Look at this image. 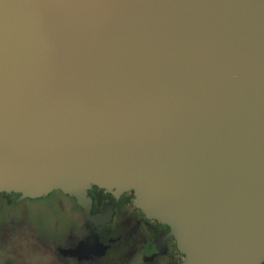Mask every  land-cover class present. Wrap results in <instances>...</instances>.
<instances>
[{
  "label": "water",
  "instance_id": "water-1",
  "mask_svg": "<svg viewBox=\"0 0 264 264\" xmlns=\"http://www.w3.org/2000/svg\"><path fill=\"white\" fill-rule=\"evenodd\" d=\"M101 188L264 264V0H0V195Z\"/></svg>",
  "mask_w": 264,
  "mask_h": 264
},
{
  "label": "flooded vegetation",
  "instance_id": "flooded-vegetation-1",
  "mask_svg": "<svg viewBox=\"0 0 264 264\" xmlns=\"http://www.w3.org/2000/svg\"><path fill=\"white\" fill-rule=\"evenodd\" d=\"M61 193L47 208L57 216L49 226L34 218L33 199L17 192L0 195V258L33 264H187L178 224L148 210L140 196L110 188Z\"/></svg>",
  "mask_w": 264,
  "mask_h": 264
},
{
  "label": "rangeland",
  "instance_id": "rangeland-1",
  "mask_svg": "<svg viewBox=\"0 0 264 264\" xmlns=\"http://www.w3.org/2000/svg\"><path fill=\"white\" fill-rule=\"evenodd\" d=\"M63 190L58 189L52 192L51 195H46L43 197L32 198L27 195H23L25 198L31 200V207L33 209V213H35L34 218L43 226L53 225L57 216L54 215L51 211L47 210L49 207H53L55 203L61 200V196ZM63 223L65 224V220L63 219ZM34 261H38L40 259L34 258ZM0 264H33L28 263L27 259L19 258L17 262H12L9 258H0Z\"/></svg>",
  "mask_w": 264,
  "mask_h": 264
}]
</instances>
